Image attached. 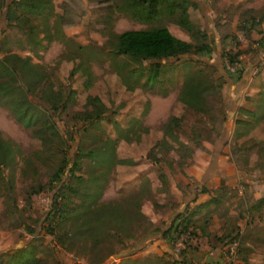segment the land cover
I'll list each match as a JSON object with an SVG mask.
<instances>
[{"label":"rangeland","instance_id":"1","mask_svg":"<svg viewBox=\"0 0 264 264\" xmlns=\"http://www.w3.org/2000/svg\"><path fill=\"white\" fill-rule=\"evenodd\" d=\"M15 1L4 0L0 7V34H4L6 39L5 43L0 45V55L6 52L27 55L30 61L37 63L51 75L55 85L57 81H62L75 89L74 98L67 101L64 108L60 106L56 111L48 112L60 132L67 133L66 148L70 158L78 147L90 148L106 136L113 139L115 157L124 159V162H115L107 168L95 167L91 160L83 156L79 159V167L73 172L83 177L90 173H101L99 182L102 193L99 201H123L129 211V220L119 232L124 235L123 242H119L118 237H102L100 242L93 246L87 244L89 241L78 239L69 241L67 247L60 246L55 236L62 235V230L68 228V224L52 219L49 225L54 230V235L45 229L50 197L55 190V186H47L45 183L48 169L31 157L26 160L27 163L24 161L31 153H36L40 147L39 141L31 135V128L21 124L8 106L0 102V136L9 139L10 145H15L18 149V152L14 151L13 157L6 160L0 174V253H9L12 248L36 237V242L41 244L42 248L38 255L45 264H51L54 259L57 264H115L126 254L142 257L143 261L146 256L150 261L159 256L167 262L177 258L178 262L173 264H200L198 255L201 250V234L196 228L201 224V216H196L193 226L188 228L192 230L189 236L185 239L181 237V243L187 242L184 248L180 249L178 237L171 241L162 238L160 241L157 237L158 230L166 226L173 215L168 217L161 213L162 206H168L169 201L158 203L160 196L153 198L148 192V180H138L135 175L139 169L146 168V172L152 177H149V190L151 182L157 183L158 170L166 173L168 179L175 182L181 172L190 181L186 184L189 185L194 179L189 178L185 170L194 164L196 158L215 167V159H210L211 153L213 149H220L219 140L224 138L226 144L220 149L222 160L234 173L235 186L232 190L221 189L223 198H228L227 201L231 199L230 204L236 201L235 208L239 209V200H236L237 188L245 191L248 185L264 181V175L260 174L264 171V153L258 155V151L254 149L255 145L264 143V140L260 142V139L254 136L264 134V126L258 127L253 136L235 141L238 148L232 152L233 144L227 143L226 139L230 134L233 115L224 105L221 90L224 85L230 84V77L237 82V76L240 74L238 72L236 76L230 75L225 65L228 61L222 53L239 49L236 59L242 71L247 64H252L258 55V49L263 46L262 40L254 43L264 35L258 34L256 28L252 29L248 36L244 35V38L238 39L234 25L244 9H256L260 17L264 18V0H193L196 6L189 10V16L207 32L212 50L191 57L202 59L200 64L203 69L211 74L215 82L220 83L217 91H210L205 97L208 110L202 113L204 121L198 119L195 110L185 107L176 99L181 83L177 63H173L172 68H166L161 73V82L152 88H144L134 82V71L129 72V69L136 67L135 62L122 55L109 54V32L145 27L150 23L137 21L126 11L108 6L109 0H43L42 7L33 12H27ZM5 5L11 9L9 16L5 15ZM18 14L28 16L26 24L17 22ZM158 22L164 23L171 30L176 26L165 17L151 24ZM177 29L178 31H174L180 38L190 40L182 29ZM76 61H81L90 72V83L85 88L81 84L84 76L79 70L67 80L68 71ZM257 71L254 75H257ZM94 95L102 100L107 110L103 111L97 126L82 131L81 124L72 118V114L76 109L89 108L86 100ZM149 97L154 99L153 108ZM32 98L38 105L46 106L38 96ZM169 114L176 115L179 121L163 127ZM193 122L196 123L195 136H192L189 130ZM179 142L189 146L188 155L177 156L173 151V147ZM227 150L232 153L227 155ZM152 155L156 158H151ZM32 165L40 167L38 172L33 173ZM209 171L208 175L211 174ZM221 180L223 182V179ZM38 183L44 184V189L29 192V189ZM138 183L139 191L135 190ZM156 189L159 187L156 186ZM136 193L139 195L137 206L132 201ZM224 206L223 201L207 211L217 217ZM136 209L141 210L144 215L137 217ZM225 210L224 207V212ZM26 225L33 228L35 234L29 233ZM214 225L212 222V227ZM235 226L238 229V225ZM259 232L256 240L245 238L249 240L247 248L238 245L240 251L237 264H264V230L260 229ZM223 233L225 231L219 234L221 239L218 235L212 238L213 246L220 244L223 247L227 239ZM236 238L238 244L244 243L243 237L238 233ZM222 255L223 248L219 257H223ZM220 264L225 262L221 260Z\"/></svg>","mask_w":264,"mask_h":264},{"label":"trees","instance_id":"2","mask_svg":"<svg viewBox=\"0 0 264 264\" xmlns=\"http://www.w3.org/2000/svg\"><path fill=\"white\" fill-rule=\"evenodd\" d=\"M3 1L0 0V7ZM15 2L27 12H33L43 5V0H16ZM98 2H102V0ZM108 6L126 11L129 16L137 21L150 23L145 27L109 32L111 36L109 54L122 55L127 57L129 61L135 62L136 67L129 69V72L134 71V82L139 83L144 88H152L161 82L163 79L160 77L161 73L166 68H172L173 63H177L180 68L181 83L176 99L185 107L195 110L198 113V119L204 121L202 113L208 110L205 97L210 91H217L220 88V83L215 82L211 74L203 69L202 64H200L202 59H192L191 57L194 54L207 53L212 50L211 42L207 39V32L192 21L189 16V10L196 6L194 1L109 0ZM10 13L11 9L7 5L5 15L9 16ZM260 16L256 9H244L238 15L235 29L248 36L251 27L261 20ZM16 17L17 22L21 25L28 21V16L18 14ZM162 17L183 28L190 40L176 37L162 22L151 24V22ZM31 36L35 37L32 34ZM5 41L4 34H0V45L4 44ZM239 51V49L233 52L226 51L222 53V56L228 62H232L236 59ZM78 70L84 76L81 84L85 88L90 83V72L81 61H76L68 71L67 80ZM57 82L55 85L51 75L41 69L37 63L30 61L27 55L20 56L14 52H6L0 55V102L8 106L21 124L31 128V135L37 138L40 144L39 149L35 151L36 153H31L24 158V161L26 162L31 157L39 161L43 167H47L48 176L45 183L47 186H55L50 197L49 212L45 217V220L48 221L45 229L54 235V230L49 225L52 219H55L56 222L67 223L68 228L62 230V235L55 236L60 246L63 247H67V243L76 241L75 239L89 241L87 242L89 246L96 245L102 237H118V241L123 242L122 237L124 235L119 232L129 220L126 204L123 201V203L119 202V200L114 202L99 201L102 193L99 182L101 173H90V175L83 177L73 171L79 167V159L83 156L91 160L95 167L107 168L115 162H124L125 160L115 157L114 141L107 136L102 140L100 139V143L90 148L78 147L73 157H69L66 148L65 134L67 135V133L60 132L48 110L56 111L60 106L64 108L67 101L74 98L75 89L62 81ZM127 87L131 88L128 83ZM34 96H38L46 103V106L38 105L32 98ZM261 97L262 101L256 108L252 110L239 108L238 113L241 116L234 120L232 138L244 134L254 121L264 115V96ZM86 104L89 105V108L76 109L72 114V118L81 124L82 131H87L91 126H97L99 119L103 116V111L107 110L102 100L95 95L87 98ZM178 121L179 119L175 115L169 114L162 126L167 127L178 123ZM189 130L192 136H195L197 133L196 123H191ZM261 144L264 143H260L256 147L258 155L264 153V145ZM237 148L233 144L232 152ZM189 150V146L184 142H179L173 147L177 156L188 155ZM14 151L18 152L17 147L11 146L9 139L0 136V174L6 160L13 157ZM154 157V155L151 156L153 159ZM39 168L31 166L33 173L38 172ZM157 178L161 185L166 184L167 178L163 171L158 170ZM143 179V181L147 180L146 178ZM42 189H44V184L38 183L36 186H32L29 192H37ZM221 189L226 191V187L220 185L219 191L215 189L214 195L209 199L193 206L185 205L161 229V237L171 241L180 232L189 236L192 230H188V228L193 226V215L211 202L218 203L223 195ZM138 197L137 193L132 197L135 206H137ZM151 202L153 203V200ZM138 210L136 209L137 217L144 215L141 210ZM26 229L29 233L35 234L34 229L30 226L26 225ZM236 235L235 233L227 237L226 241L236 238ZM35 238L12 248L9 253L1 252L0 264H45L42 257L38 255V252L42 250L41 244L36 242ZM221 238L222 236L219 237V239ZM238 245L236 248L237 255L240 251ZM103 256L104 254L101 258ZM141 258L126 254L115 264H168L169 262L173 264L178 262L177 258H172L171 261L167 262L159 256L155 257L154 261L148 260L147 256L143 257L144 261ZM242 258L245 259V256ZM51 264H57V260H52Z\"/></svg>","mask_w":264,"mask_h":264},{"label":"crops","instance_id":"3","mask_svg":"<svg viewBox=\"0 0 264 264\" xmlns=\"http://www.w3.org/2000/svg\"><path fill=\"white\" fill-rule=\"evenodd\" d=\"M236 23L234 26H236ZM178 27L186 33V31L183 28H181L178 24H176V26H174L172 30L169 27L167 28L173 35L180 38V36L177 35V32L174 31V30L178 31L177 29ZM255 28L258 34L264 33L263 17H261V20H259L258 23L254 24L251 27L250 31H252V29ZM236 38L242 39L244 38V34L236 30ZM258 40H262L263 46L258 49V55H256V57L253 59L252 64H247L246 68L240 71L239 76H237L239 77L237 82L234 81L232 77H230V84H226L224 85L225 87L221 88L224 95L223 96L224 105L227 109L230 110L231 115H233L232 117L233 120L232 123L230 124L231 125L230 134L229 137L226 139L227 143L231 142V144H235L234 143L235 141L238 142L240 139H243L244 137L253 136L258 127L264 126V115H263L262 117L258 118V120L254 121L251 124V127H253L252 130L248 128L246 132L241 136L232 138L234 120L236 117L241 116L238 113L239 108H245L248 110H252L256 108L262 101L261 95L264 94V38L256 39L254 43L260 42ZM247 70H250V72H247ZM256 71H257L256 73L257 75H254ZM149 98H150V105L153 108L154 99L152 97ZM254 136L260 139V142L264 140V134L254 135ZM224 141H225L224 138H221L219 140L218 148L221 149L222 145L223 147L225 146L226 143ZM256 147L257 146L255 145L254 149H256ZM220 149H213L211 153L210 159L212 161L215 159L214 160L216 162L215 167L212 166L210 163H205L202 160H197L196 158L194 164H192L185 170L186 174H188V177L189 178L193 177L194 179V181L192 183H189V185L186 184L190 181H188L187 177H185L181 172L175 178L176 182L168 179L166 175L167 182L165 185H163V187L162 186L160 187L161 184L159 179L157 178V183L151 182L150 190H149V177L151 176L148 174V172H146L145 167L139 169L135 176L138 180L142 178H146L148 180V192L151 194L150 196H152L153 198H155L158 195L160 196V198L157 200L158 203L169 201L168 206H162L163 210H161V213L166 214V216L168 217H171V215L173 214L172 215L173 217L174 214L177 213L180 209H182L185 205L193 206L195 204H198L200 202L209 199L211 196L214 195L215 189L218 190V187L220 185H224L227 190L233 189V187L235 186L233 183L234 173L231 171V169H229V166H227L226 163H224V161L222 160ZM230 153H231L230 150H227V155L228 154L230 155ZM208 171L211 172V174L208 175ZM261 172L262 173L260 174L264 175V171ZM221 179H223V182H221L222 181ZM138 186L139 183L136 185L135 190L139 188ZM156 186L159 187V189H156ZM236 194H237L236 200L237 199L239 200V209L235 208L236 201L230 204L231 199L227 201L228 198H223L224 196L222 195L218 203L211 202L208 206L200 208V210H198L193 215V221H195L196 216L199 217L201 216L200 217L201 224L199 227L196 226L197 227L196 229H198L197 231H199V233L201 234L200 236L201 250L199 251V255H198L200 264H220L222 257H219V253L220 251L222 252L223 247L220 244H216L215 246H213L212 242L214 240L212 238H216L217 235L218 237L221 236L219 234H222L223 231H225V233L223 234H226L225 236L227 237L228 234H230V236L235 233L236 234L238 233L239 236L241 235V237H243L242 239H244V243L241 242L240 245L245 246L247 248V246L249 245L248 244L249 240L250 239L256 240L258 237L257 235L260 233L259 230L260 229L264 230V181L256 185H248V189L245 191L237 188ZM223 201L225 204L224 207L226 208L225 212H224V207H222L221 212L216 217L214 214L211 215V211L209 212L207 211V209L209 208L211 209L213 208V206ZM175 203H177L176 207L174 208L173 211H171ZM212 222L215 223L213 227H212ZM235 225H238V229L236 228ZM158 231L159 233L157 237L160 241H162L163 239L161 237V228ZM211 231L213 233H211ZM247 237L249 240L245 239ZM208 241L209 242L211 241L212 244L209 243ZM202 261H204V263H201Z\"/></svg>","mask_w":264,"mask_h":264},{"label":"built area","instance_id":"4","mask_svg":"<svg viewBox=\"0 0 264 264\" xmlns=\"http://www.w3.org/2000/svg\"><path fill=\"white\" fill-rule=\"evenodd\" d=\"M225 65H226L227 69L229 70L230 75H232V76L236 75L240 71V65H239L238 59H235L232 62H227ZM177 237H178L177 242H178V244L181 245L180 249L184 248L185 244L187 242H185V244L181 243V241L183 240L181 237H183L185 239L186 234L184 232H180ZM237 245H238V239L237 238H234L230 241H225L223 243L222 260L225 262V264H237V262H238L237 252H236ZM184 251H186V250H184Z\"/></svg>","mask_w":264,"mask_h":264}]
</instances>
